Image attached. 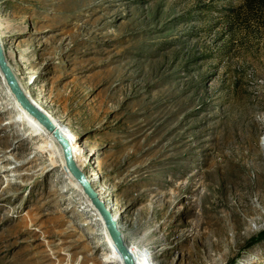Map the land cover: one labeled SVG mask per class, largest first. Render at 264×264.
<instances>
[{
	"label": "rangeland",
	"instance_id": "rangeland-1",
	"mask_svg": "<svg viewBox=\"0 0 264 264\" xmlns=\"http://www.w3.org/2000/svg\"><path fill=\"white\" fill-rule=\"evenodd\" d=\"M0 45L136 264H264V2L0 0ZM7 88L0 73V264H119Z\"/></svg>",
	"mask_w": 264,
	"mask_h": 264
},
{
	"label": "water",
	"instance_id": "water-1",
	"mask_svg": "<svg viewBox=\"0 0 264 264\" xmlns=\"http://www.w3.org/2000/svg\"><path fill=\"white\" fill-rule=\"evenodd\" d=\"M0 71L3 74L5 82L9 87L11 93L14 95L16 101L24 108L31 116L38 120L41 124L45 126L58 141L65 161V165L69 173L75 178L76 182L82 188L85 195L90 199L93 206L103 218L105 227L109 236L112 239L113 244L115 245L117 251L121 254L124 264H135L133 258L128 253L121 234L116 226L115 221L113 220L110 212L105 208L103 202L99 199L95 190L89 183V180L86 179L85 174H82L77 168L72 155L69 142L53 127L52 122L49 118L34 107L21 92L17 80L15 79L11 69L9 68L7 62L5 61L2 48L0 46Z\"/></svg>",
	"mask_w": 264,
	"mask_h": 264
},
{
	"label": "bare ground",
	"instance_id": "bare-ground-1",
	"mask_svg": "<svg viewBox=\"0 0 264 264\" xmlns=\"http://www.w3.org/2000/svg\"><path fill=\"white\" fill-rule=\"evenodd\" d=\"M1 46V45H0ZM2 48V47H1ZM2 51H4L3 49H2ZM3 55H4V52H3ZM4 58H5V55H4ZM6 61V60H5ZM0 73L2 74V72L0 71ZM13 73V72H12ZM14 75V74H13ZM2 76H3V74H2ZM15 77V76H14ZM4 78V77H3ZM16 79V78H15ZM5 80V79H4ZM6 83V82H5ZM7 85V84H6ZM19 85V84H18ZM20 88V87H19ZM21 90V89H20ZM7 92H8V94H9V96L12 98V107H10V109H12V110H14V112H16V118L15 119H12V121L11 122H13L14 124L15 123H17V121H20V122H22V124H26L27 125V127H29V128H31L32 129V131H29V133L30 132H33V131H41L43 128H45V126L43 125V124H41L38 120H36L33 116H31L24 108H22L21 107V105L16 101V99H15V97H14V95L11 93V91H10V89H9V87L7 88ZM33 106H35V104H33ZM262 108H264V104H262V106H261ZM39 111H41L42 113H44L48 118H49V120L52 122V124H53V127L56 129V130H58L59 131V133L66 139V137H65V135H64V133L60 130V128L56 125V122H55V120L52 118V116H53V114L52 113H47V112H44L43 110H42V108H37ZM37 126V127H36ZM26 127V128H27ZM262 126H261V124H255V129H260ZM47 129V128H46ZM254 129V128H253ZM47 131L50 133V137H51V139H52V142H53V144H54V150L55 151H57V153H61V157H62V161H63V164H65V161H64V158H63V153H62V149H61V147H60V145H59V143H58V141L55 139V137L53 136V134L47 129ZM31 134H33V133H30L29 135H31ZM46 139H47V141H41V139H40V142L41 143H46L47 144V142H50V140L48 141V139H49V137H45ZM67 140V139H66ZM39 142H37L36 144H35V147H37V144H38ZM70 145V144H69ZM42 146H45V148L46 147H48V148H50V146H47V145H43L42 144ZM40 148V147H39ZM80 148V147H79ZM78 148V149H79ZM70 149H71V155H72V147L70 146ZM257 154V153H256ZM256 157H257V159L258 160H260V161H262L264 158H263V156L261 155V154H257L256 155ZM72 158H73V155H72ZM73 160H74V158H73ZM75 162V161H74ZM66 166V165H65ZM78 168V167H77ZM260 172H261V174L263 175L264 174V169H260ZM82 174H84L83 172H82ZM85 176H86V174H85ZM86 179L87 180H89V183L90 184H92L94 181H97V180H99L100 179V177H99V174H98V172H96V171H94V170H92V171H90L89 172V174L86 176ZM71 185H72V187H71ZM65 186H66V188H65V190H74L76 187L77 188H79L80 189V192L83 194V196H85L84 197V199L86 200V203H87V207H88V209H86V211H88V210H91V212H93L95 215V221H97L98 220V222H100L101 223V225H102V227H103V229H104V231L107 233V229H106V227H105V224H104V221H103V218L100 216V214L97 212V210L95 209V207L93 206V204H92V202L90 201V199L83 193V190H82V188L79 186V184L76 182V180H75V178H73V176L70 174V177H69V179H67L66 181H65ZM99 197V196H98ZM102 201V200H101ZM103 202V201H102ZM103 204H104V206H105V208L110 212V214H111V216H112V218H113V220L115 221V223H116V226H117V228H118V230H119V232H120V234H121V237H122V240H123V243H124V245H125V242H124V235H125V233L127 232V227H126V225L125 224H123V223H121L120 222V216L119 215H117V214H115V210H114V206H113V200H111V199H109V200H107V201H104L103 202ZM88 220H90V219H86L85 221H84V223L82 224L83 226L85 225V226H89V225H91V223L92 222H90V221H88ZM147 226V225H146ZM141 232V231H140ZM128 233V232H127ZM111 238V237H110ZM111 241H112V239H111ZM111 245H110V247L115 251V253H116V261L117 262H119V264H124V262H123V258H122V256H121V254L117 251V249H116V247H115V245L113 244V242H109ZM126 247V246H125ZM126 249H127V251H128V253L130 254V256L133 258V261H134V263H135V260H134V256H133V253L131 252V250L128 248V247H126ZM136 264V263H135Z\"/></svg>",
	"mask_w": 264,
	"mask_h": 264
},
{
	"label": "trees",
	"instance_id": "trees-1",
	"mask_svg": "<svg viewBox=\"0 0 264 264\" xmlns=\"http://www.w3.org/2000/svg\"><path fill=\"white\" fill-rule=\"evenodd\" d=\"M249 1H251V0H249ZM256 1H262V2H264V0H256Z\"/></svg>",
	"mask_w": 264,
	"mask_h": 264
}]
</instances>
